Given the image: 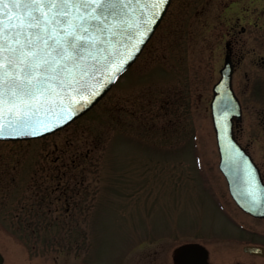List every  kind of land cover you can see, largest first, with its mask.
<instances>
[{"label":"rangeland","instance_id":"rangeland-1","mask_svg":"<svg viewBox=\"0 0 264 264\" xmlns=\"http://www.w3.org/2000/svg\"><path fill=\"white\" fill-rule=\"evenodd\" d=\"M225 1L172 0L90 112L39 139L0 141L3 264H173L180 248L184 259L204 248L208 264H264L243 251L264 243V219L236 206L218 169L209 104ZM40 185L61 221H25L43 215L31 202Z\"/></svg>","mask_w":264,"mask_h":264},{"label":"water","instance_id":"water-1","mask_svg":"<svg viewBox=\"0 0 264 264\" xmlns=\"http://www.w3.org/2000/svg\"><path fill=\"white\" fill-rule=\"evenodd\" d=\"M171 0H0V140L51 134L89 110L137 58ZM219 168L236 203L264 216V184L235 141L228 58L210 102ZM244 250L264 254V247ZM0 254V264H2Z\"/></svg>","mask_w":264,"mask_h":264},{"label":"flooded vegetation","instance_id":"flooded-vegetation-1","mask_svg":"<svg viewBox=\"0 0 264 264\" xmlns=\"http://www.w3.org/2000/svg\"><path fill=\"white\" fill-rule=\"evenodd\" d=\"M213 25L216 36L215 49L219 61L217 80L220 78L225 59L228 58L231 89L240 107V115L232 119L234 139L255 162L264 182V0H226L219 9ZM107 103L110 104V99ZM165 112H167L166 109ZM165 126L167 127V123ZM39 187V193H36L35 200L31 202L33 204L42 202L41 206L45 209L37 210V213L43 215L35 217L36 219L26 217L25 221L35 220L43 223L61 221L58 216L59 203L54 206L51 216L46 199L48 196L44 194L42 186ZM73 192L77 196L80 193L79 190ZM84 207L86 208L87 205ZM64 208H66L64 209L66 215L63 218L69 221L75 216V209L71 210L70 200H65ZM81 211L83 212L84 208ZM256 244L264 245L263 242ZM197 253L190 257L185 256V259L183 253L180 255L175 253L173 264L178 262L180 264H208V259L206 261L202 252L197 251ZM246 253L251 257L264 259V255ZM152 254L156 256V252Z\"/></svg>","mask_w":264,"mask_h":264}]
</instances>
